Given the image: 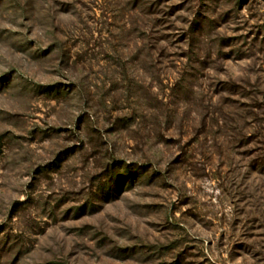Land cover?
<instances>
[{
  "label": "rangeland",
  "instance_id": "1",
  "mask_svg": "<svg viewBox=\"0 0 264 264\" xmlns=\"http://www.w3.org/2000/svg\"><path fill=\"white\" fill-rule=\"evenodd\" d=\"M0 264H264V0H0Z\"/></svg>",
  "mask_w": 264,
  "mask_h": 264
}]
</instances>
